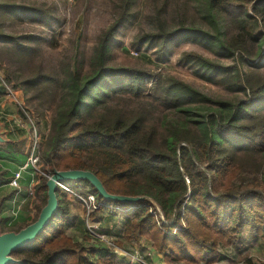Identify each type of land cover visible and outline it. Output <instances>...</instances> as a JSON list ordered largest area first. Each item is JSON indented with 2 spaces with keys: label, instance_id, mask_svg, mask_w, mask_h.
Masks as SVG:
<instances>
[{
  "label": "trees",
  "instance_id": "16d2710c",
  "mask_svg": "<svg viewBox=\"0 0 264 264\" xmlns=\"http://www.w3.org/2000/svg\"><path fill=\"white\" fill-rule=\"evenodd\" d=\"M109 3L113 21L99 34L88 68L82 70L75 56L74 65L57 73L39 60L32 64L39 49L33 35L4 31L8 20L38 25L45 20L52 27L49 6L0 0V52L7 51L17 66L6 69L5 82L30 92L32 114L47 122L40 151L43 173L89 170L111 194L153 200L163 219L149 200L108 201L86 180L64 181L71 192L57 185L55 214L32 242L12 253L17 262L8 264H128L117 261L85 226L80 240L67 233L76 222L68 217L70 202L81 203L78 196L87 194L104 204L92 216L105 210L119 217L121 241L146 239L167 264H214L221 249L246 247V228L264 241V113L258 103L264 97V0ZM144 21L148 24L132 41L135 50H152L153 62L164 64L175 46L190 41L232 58L222 64L187 51L178 61L193 64L207 80L219 75L218 83L245 92L247 101L211 97L161 68L152 73L109 66L117 30ZM47 179L36 175L33 191L40 205L27 224L46 203ZM245 263L264 260L246 258Z\"/></svg>",
  "mask_w": 264,
  "mask_h": 264
},
{
  "label": "rangeland",
  "instance_id": "374dc122",
  "mask_svg": "<svg viewBox=\"0 0 264 264\" xmlns=\"http://www.w3.org/2000/svg\"><path fill=\"white\" fill-rule=\"evenodd\" d=\"M38 5L49 6V11L53 12L51 16L52 27L45 24V20L42 25L36 23H28L26 20H8L5 33H11L13 35H33L35 40L38 41V52L36 56L32 58V64H35L38 60L46 70H52L53 72L60 73L62 68L68 66V64L74 65V57L76 56L79 61L82 62V70H86L89 64V57L92 53V48L96 43V40L102 30L106 29L113 21V10L109 0H35ZM52 5H57V9L54 13ZM59 17V18H56ZM148 21L141 22L139 25L123 26L120 27L111 39L109 47V57L107 64L112 67H133L136 69H143L148 72H154L157 69H162L163 72L172 74L173 76L193 85L203 93L220 99H230L233 101H247L248 96L243 91H234L226 84L218 83L219 75L207 80L200 77L201 70H198L193 64H182L178 61L183 52L193 51L204 55L207 58L217 60L222 64L232 63V58H224L217 55V53L211 49L190 42L182 41L173 48L172 55L169 60L164 64H156L153 62L154 55L152 50H145L143 48L137 51L132 46V41L136 33L145 28ZM231 34L228 31L223 36V40L226 41ZM264 51V46L262 47ZM10 56L7 51L1 50L0 52V76L5 80L6 69L9 71L16 70V62ZM261 67L262 76L264 78V60ZM198 72L199 74H196ZM84 73V72H83ZM60 75V74H59ZM206 77H209L208 75ZM59 79H61L59 77ZM0 82V123L8 125V133H3L7 143L10 145L0 144V225L1 231H16L18 228L26 226L36 214V206L40 205V201L32 197L28 198L21 206V211L18 217L13 222L12 226L5 224V210L9 208L10 201L13 197V191L4 186V181L9 176L11 169L15 168L19 163L25 161L29 150V135L31 122L36 125L38 131L41 133V142L43 135L47 131L46 120L39 119L35 114H32V110L35 109L34 102H29L27 97H30V92L25 95L22 88L13 87L18 89L19 99L22 102L23 108L28 112L30 119H26L19 111L20 108L5 94L3 85ZM10 85V84H9ZM11 86V85H10ZM260 112L264 113V97L259 100ZM211 106L206 104V106ZM207 106V107H208ZM20 120L23 126L16 124V121ZM1 124V125H3ZM11 129V130H10ZM41 151V143L39 146V156ZM42 160L40 156V163L38 165L39 171L36 173L43 174L46 177L47 174L41 171ZM8 191H11L10 193ZM76 201V200H75ZM78 202V201H76ZM32 203V204H31ZM80 203V202H79ZM81 220L82 225H86V217L89 220H96L97 216H92V213L87 215L86 209L83 207V203H80ZM78 208V209H79ZM120 209V208H117ZM85 210V211H84ZM124 210V209H120ZM117 227L115 229L116 236L119 235L118 231L122 226V221L119 217L116 218ZM251 238L250 252L256 255L258 258L264 257V241L257 239L254 234L249 236ZM142 239L139 243L133 244V251H140L146 255L149 261H153L155 264H166L163 258V254L157 252L151 245V242ZM99 243V242H98ZM141 244L145 245L142 246ZM115 245L118 247H128L127 244L119 240H115ZM136 245V246H134ZM159 257L158 261H155V257ZM117 261L123 263H129L116 257ZM158 262V263H157ZM178 264V263H176ZM181 264V263H180Z\"/></svg>",
  "mask_w": 264,
  "mask_h": 264
},
{
  "label": "built area",
  "instance_id": "2783aa9c",
  "mask_svg": "<svg viewBox=\"0 0 264 264\" xmlns=\"http://www.w3.org/2000/svg\"><path fill=\"white\" fill-rule=\"evenodd\" d=\"M0 82L3 85L1 88L4 89L5 94L20 108L19 111L21 112L22 116H24L26 119H30L27 110L23 108L22 102L19 99V90L8 85L1 76ZM16 124L23 126L20 120H17ZM29 133V150L26 159L24 162L19 164L14 171L11 172V175L9 176L6 183L13 191V197L10 201L9 208L5 210L4 218L6 219L5 224L7 226H12L13 222L21 211V206L28 198L34 195L33 184L36 178V173L39 171V146L42 135L38 131L36 125L32 122ZM49 176L50 175H48L47 178ZM26 177L28 182L23 184V181L26 179ZM58 186H61L67 191L71 192V190L62 183H58ZM78 198L83 203L87 215L100 205H104L102 203H97L93 194H87L84 197L78 196ZM85 227L93 238L106 247V249L117 258L128 261L131 264H155L152 260L149 261L146 255L142 254V252L138 250L133 251L131 247L124 248L116 246V239L113 237V235L102 231L97 220H89L88 217H86Z\"/></svg>",
  "mask_w": 264,
  "mask_h": 264
},
{
  "label": "water",
  "instance_id": "95a60500",
  "mask_svg": "<svg viewBox=\"0 0 264 264\" xmlns=\"http://www.w3.org/2000/svg\"><path fill=\"white\" fill-rule=\"evenodd\" d=\"M8 140L3 136V132L0 130V144L7 143ZM88 181L98 192L100 196L108 201H118L121 203H136L144 199L149 200L157 210L158 215L163 219V215L158 205L151 199L144 196H125L111 194L106 191L100 179L89 170L81 169H69V170H57L54 169L53 173L48 177L46 181L47 186V200L45 205L40 209L37 218L19 229L18 231H1L0 225V264L16 263L12 257V253L27 243L32 242L49 223L52 216L55 214L58 207V200L56 195V188L58 183L64 181ZM1 222V220H0Z\"/></svg>",
  "mask_w": 264,
  "mask_h": 264
},
{
  "label": "crops",
  "instance_id": "0c3cea01",
  "mask_svg": "<svg viewBox=\"0 0 264 264\" xmlns=\"http://www.w3.org/2000/svg\"><path fill=\"white\" fill-rule=\"evenodd\" d=\"M1 124H3V123H0V130L3 133H8L9 132L8 125H5V124L1 125ZM10 134L8 133V135H10ZM7 145H10V143H8ZM17 166L15 168L11 169V171L9 172V176L11 175V172L17 168ZM9 176H8V178H9ZM8 178H6V182L4 181V183H3L4 186H8L6 184ZM27 182H28V179L26 177V179L23 181V184H26ZM8 192L10 193L11 191H8ZM80 206H81L80 203L76 202L75 200H72L69 204V215H68V217L69 218H75L76 222H75L74 226L67 229V233L77 240H80L82 238V235L84 234V226L82 225V220H81V213H82L83 209H80L79 208ZM116 218H117V216H113L112 214L108 213L105 210L99 212L97 215V220H98L99 225L102 226V228L104 230H106L107 232L108 231L111 232V234L115 235V237H116L115 229L117 228L115 226V224L117 223ZM122 232H123V227L121 226L120 230L118 231L119 235H117V237H116L117 239L115 237L114 238L116 240L121 241L122 238L120 235H122ZM251 234H254V232L251 231L250 229L246 228L243 231V238L246 241V247L240 251H236L233 248L221 249V254H222L221 259L218 260L217 262H215L214 264H246L245 263L246 258H251L253 260H264V257L258 258L256 255H254L250 252V249H251L250 248V246H251L250 240H251V238L249 236ZM143 241L147 242L146 240H143ZM121 242H124L125 244L128 245V247H131V248H133V244H136V242H125V241H121ZM141 245L145 246L143 244H141ZM134 246H136V245H134ZM154 259H155V261H158L159 257L157 256ZM159 262H160V260H159ZM178 264H180V263H178Z\"/></svg>",
  "mask_w": 264,
  "mask_h": 264
}]
</instances>
